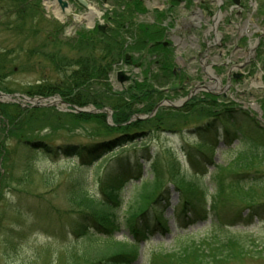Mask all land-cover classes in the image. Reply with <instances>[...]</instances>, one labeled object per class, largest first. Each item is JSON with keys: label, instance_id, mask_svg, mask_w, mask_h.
<instances>
[{"label": "trees", "instance_id": "trees-1", "mask_svg": "<svg viewBox=\"0 0 264 264\" xmlns=\"http://www.w3.org/2000/svg\"><path fill=\"white\" fill-rule=\"evenodd\" d=\"M115 2L118 8L124 5V9L113 13L112 26H108L104 32L80 30L75 44L71 46L68 40L63 41L60 37V25L54 23V34L46 32L43 42L36 43L33 39L36 47L29 49L33 55L42 53L41 49L47 44L52 43L53 48L54 45L57 46L53 53L46 52L44 56L58 76V81L53 85H43L47 90L36 92H43L45 95L58 92L72 104L82 106L92 103L98 108L110 107L115 111V125L98 130L97 135L101 139L90 143L55 145L45 142L43 138L25 139L33 150L45 151L50 156L65 155L67 159L77 160L78 173L70 182L69 200L71 211L75 210L78 217V223L75 222L78 228L75 227L73 232L82 238V252L89 264H133L139 256L140 243L159 227L167 230L162 211L158 212V209L169 205L171 185L179 192L178 218L185 222L195 221L197 218L206 220L211 216L213 226L221 228L264 216L263 195H256V189L264 187V170L250 168L253 164H258L260 156L264 155V129L247 111L236 107L234 103H219L210 96L193 99L179 109L159 108L154 115L157 124H160L168 117L175 116L172 112L178 114L192 110L204 114L189 127V132L198 135L203 146H191L184 150L188 167L178 161L169 165L166 161V165H162L159 160L158 163L154 159L149 165L152 176L148 179L141 178L140 183L134 184V195L124 211H121L122 217L119 216L123 205L120 190L130 178L139 179L141 170L136 175H130L124 170L108 173L109 176L102 181V197L89 194L83 172L101 162L104 154L110 155L115 148L122 145L133 146L147 140L150 127L126 122L133 112L142 108L151 110L162 94L155 85H165L172 76L170 51L158 42L161 35L159 28L139 24L135 26V38L127 44V48L133 51L147 49L149 53L156 55L154 59L147 61L149 66L154 65L156 71L149 76L145 75L141 81L133 80L125 90H112L109 73L113 65L123 57L125 36L131 34L135 24L133 12L140 10L138 0ZM36 4L38 0H0V29L23 34L27 29L26 18L30 12L43 20L41 13L35 12ZM130 4L134 6V10ZM37 32V29L32 28L33 38ZM65 45L70 49L74 46V57L59 55L63 54L61 48ZM6 55L0 53V59ZM16 58L9 59L8 62L11 63ZM0 67L6 68L4 65ZM137 104H141V108L136 109L134 106ZM34 110H38V114L41 109L34 108L26 112L33 114ZM43 112L45 114V110ZM82 115L84 114L77 117H83ZM171 130H181V127ZM22 144L24 145L23 141ZM220 145H230L237 154L225 167L215 163L207 149ZM139 151L145 154L141 157L143 160H139L138 156L136 158L137 166H142L144 161H149L150 156L146 147ZM207 184L211 191H207ZM204 196H207L206 200ZM234 200L240 201L235 207L231 204ZM225 206L227 209L224 210ZM122 226L128 230L129 240L116 241L114 233ZM176 239V249L168 253L170 264L210 263L216 258H225L230 252L226 249L227 246L233 243L231 239L216 236L204 241L188 242L184 240L187 239L186 236L178 234Z\"/></svg>", "mask_w": 264, "mask_h": 264}, {"label": "rangeland", "instance_id": "rangeland-1", "mask_svg": "<svg viewBox=\"0 0 264 264\" xmlns=\"http://www.w3.org/2000/svg\"><path fill=\"white\" fill-rule=\"evenodd\" d=\"M148 1L158 4L165 2V0ZM194 1L196 0H191L193 3ZM256 1L257 10L249 6V0H242L244 14L242 12V19H239L242 22L248 20V33L257 28L264 31V0ZM91 2L92 6L98 5L104 8V0H91ZM107 3L114 6V0H108ZM41 7L42 4L38 1L34 7L35 12H41ZM150 7L148 5L149 10ZM180 7H176L178 10L174 11L175 18L187 15L188 10L181 12ZM214 10L215 7H210V11ZM44 14L52 16L50 10L48 12L45 10ZM30 15L26 18L27 29L23 34L4 28L0 29V53L7 54L0 59V66L6 67L5 69L0 67V92L19 94L16 97L18 102L0 97V264H89L82 252V238L73 232L75 227L78 228L76 226L78 217H76L75 210L71 211L69 200L70 182L78 173L77 160L67 159L65 155L50 156L45 151L33 150L25 142V139L43 138L45 142L55 145L90 143L93 140L101 139L97 135L98 130L105 129V127L111 128L115 125L113 117L115 111L107 107L106 111L101 112L92 103L82 106L74 104L77 107H90V111L84 112H70L61 104L51 107H23L20 105L28 104L22 100L21 95L34 97L37 95L36 90H47L43 88V85H53L58 81V76L52 71L51 64L44 56L46 52L53 53L57 46L54 45L53 48L51 43L41 49L42 53L31 55L29 52V49L36 47L37 42L44 41L46 32L54 34L52 31L54 22L44 18L41 20L34 12H30ZM155 18L157 19L151 12H147L137 15L135 21L151 23ZM101 19H104L103 22L106 23L104 16ZM97 20L99 19L97 18ZM72 25V29L66 27L60 35L64 39L63 41L68 40L71 46L76 42V36L73 35L74 30L86 28V22H75ZM30 26L38 30L35 38L31 35L32 28H29ZM47 28L50 30L47 31ZM218 30L224 32L221 26H218ZM27 33H29L28 36ZM256 35L258 33H254L252 38ZM33 39L36 43L33 42ZM224 39H226L225 33ZM244 43V38L239 41V45ZM61 50L63 54H59L60 56L66 55L69 58L76 55L74 46L70 49L68 45H65ZM228 50L231 51V48ZM127 53L137 63L143 62L138 73L133 75L142 80L144 77L141 74L147 76V61L150 56L144 55V52ZM15 57L17 60L8 62L9 59ZM233 58L235 63L241 60V56L238 55ZM253 62L251 60L247 63L248 67L244 70V72L247 70L245 79L251 77L252 80L253 77H257L261 80L260 84H252L250 80L248 82L239 81L237 84L232 81V85L224 91L225 96L222 95V91L216 92L218 96L228 101L234 100L242 106L246 105L250 111L254 110L252 103L261 106L264 119V72L260 76L262 68L260 69ZM198 80H201L200 76L194 77L193 83ZM221 84H225L224 77L221 79ZM127 85L124 84V88L121 90H125ZM113 88L119 90L120 86L114 82ZM53 93H56L54 96L61 97L58 92ZM198 93L203 92L199 91ZM178 97L180 94L175 95V98ZM167 98H169L167 94H161L158 102ZM134 107L141 108V104ZM34 108L41 109L38 113L40 115L36 114L38 110H34L33 114L26 112V110L32 111ZM42 109L45 110V114ZM16 111H20V113ZM150 112L151 110L142 108L133 112L126 122L127 124L136 123L142 124L143 127H150L148 129L150 130L149 136L145 142L115 148V152H110V155L104 154L101 162L90 166L83 172L89 194L94 197H102L100 195L103 187L102 181L109 176L108 173L114 174L124 170L130 175H136L141 170L139 179L130 178L120 190L123 202L119 210L120 217L123 216L121 211H124L134 195V184L140 183L141 178L148 179L152 176L149 165L154 159L155 162L159 160L162 165H166V161L167 165L178 161L187 166L184 150L191 146H203L199 142V136L189 132L192 123L199 121L204 115L200 111H181L178 114L172 112L175 116L168 117L160 124H157L158 122L154 118L156 113L151 115ZM79 114L84 115L77 117ZM86 115L88 116L86 117ZM144 123H148V125L146 126ZM156 124L158 126H155ZM177 127H181V130H171ZM143 147L148 150L149 161H144L142 166H137V156L139 160H143L141 157L145 155L139 151ZM207 149L214 162L223 167L228 166V163L237 157L236 150L232 149L230 145ZM260 158V162L253 164L251 169L264 170V155ZM188 170L192 171L189 168ZM207 191H211L208 184ZM198 193L202 194V192ZM256 195H263L264 199V187L256 189ZM204 197L206 200L207 196ZM178 199L179 192L171 185L169 205L158 209V212L162 211L167 230L164 231L159 227L152 231L149 237L140 243L139 256L133 264H170L168 253L176 249L178 234L186 236L187 239L184 240L188 242L204 241L214 236L233 240V243L226 248L230 252L227 256L225 255V258H216L210 263L202 264H264L263 215L256 216L249 222L225 225L221 228L213 226L210 221L211 216H208L206 220L197 218L195 221L185 222L178 218V214H180L177 205ZM239 203L240 201L234 200L231 204H234L235 207V204ZM75 209L77 210L76 207ZM225 209H227L226 206ZM76 231L78 232V230ZM129 237L128 230L123 226L114 233L116 241H127Z\"/></svg>", "mask_w": 264, "mask_h": 264}, {"label": "flooded vegetation", "instance_id": "flooded-vegetation-1", "mask_svg": "<svg viewBox=\"0 0 264 264\" xmlns=\"http://www.w3.org/2000/svg\"><path fill=\"white\" fill-rule=\"evenodd\" d=\"M229 0H209L207 1L208 5H210L211 7H215L214 5H217V7H215V10H214V13H216L217 15H220L221 17L219 18V20H222V23L221 25L229 30V27L231 26H227L228 25V21H230V19H232V14L230 13V6L228 7L227 4H229ZM241 3V2H240ZM204 5V2L202 3ZM218 8H220V12H218ZM198 16V14H197ZM240 21V20H239ZM227 22V24H226ZM183 23V22H182ZM233 26V25H232ZM185 27V30L187 33H190L189 31H191V27H189L188 24L184 25ZM235 30V35L233 34H229L227 36V42L231 45L230 47H232L231 51H229V55H230V58L229 60H224L223 62L221 63H216V68H218L220 70V68H223V71H218V75H220V77H229L232 79V80H236V81H239V79H241V76H242V73L239 72V71H236V67L233 66V56L235 55H238V56H242V60L246 61V62H250L254 55H255V52L257 53V51L259 52V45L260 43L263 44V48H264V34L261 32V34L257 35L259 36V39L260 41L257 43L258 46H256V48L254 49V52H250L248 53L247 50H245L244 46L243 45H239V41H241V38L238 39L239 41L236 42V39L240 36H242V34L244 35V33L248 30V21H240L238 23V25H234L233 26ZM182 32V30H180ZM195 32V29L193 31V33ZM255 36V37H257ZM189 36H187L188 38ZM224 36H221V39H223ZM222 44L224 45H227L226 42H222ZM228 55V54H227ZM203 56L202 54H200V57ZM199 57V58H200ZM221 59H225V57L221 58ZM199 61V60H198ZM187 69V73H189V69L186 67Z\"/></svg>", "mask_w": 264, "mask_h": 264}, {"label": "water", "instance_id": "water-1", "mask_svg": "<svg viewBox=\"0 0 264 264\" xmlns=\"http://www.w3.org/2000/svg\"><path fill=\"white\" fill-rule=\"evenodd\" d=\"M57 1V3H58V5H59V7H60V9L62 10V11H64V9L66 8V7H68V2L66 1V0H56ZM83 6H86V1L85 0H78ZM70 18H71V16H69ZM101 30H103V27H99ZM129 78H130V76L128 75V74H126L124 71H122V70H120V71H117L116 72V80L119 82V83H124V82H126V81H128L129 80ZM178 88V84H173V85H171L170 87H169V89H172V90H174V89H177ZM0 96H3V97H5V98H12V97H14V96H17L16 94H13V95H8V94H0ZM26 99V98H25ZM52 104H54V101H51V102H49V103H42V104H40V105H52ZM163 104H165V102H160V103H158L155 107H154V109H153V112L160 106V105H163ZM169 104L171 105V106H176V104L175 103H171V102H169ZM74 109H75V111H90L91 109H90V107H88V108H77V107H74ZM94 110V109H93ZM100 111H106V109L104 108V109H100ZM152 112V113H153ZM263 127H264V124H263Z\"/></svg>", "mask_w": 264, "mask_h": 264}, {"label": "bare ground", "instance_id": "bare-ground-1", "mask_svg": "<svg viewBox=\"0 0 264 264\" xmlns=\"http://www.w3.org/2000/svg\"><path fill=\"white\" fill-rule=\"evenodd\" d=\"M90 8H91V15L92 14H94V15H99L100 14L99 11L96 8H94V7H90ZM86 17H88V16H86Z\"/></svg>", "mask_w": 264, "mask_h": 264}]
</instances>
